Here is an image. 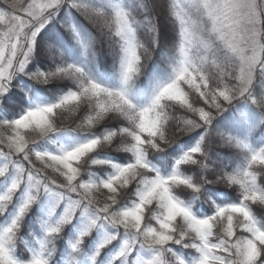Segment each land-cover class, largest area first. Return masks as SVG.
Here are the masks:
<instances>
[{
	"label": "snow or ice",
	"instance_id": "1",
	"mask_svg": "<svg viewBox=\"0 0 264 264\" xmlns=\"http://www.w3.org/2000/svg\"><path fill=\"white\" fill-rule=\"evenodd\" d=\"M63 3L64 0H0V105L13 107L17 103L10 94V86L19 73L42 83L61 75L72 76L79 82L75 90H69L55 102L36 103L17 118L0 119V157L4 161L0 176L10 167L16 169L15 179L0 194V215L6 211L22 181L30 185L16 217L0 229V264H48L41 255L21 261L13 253L22 218L45 192H55L57 196L50 213H55L57 205L67 197V206L57 224L48 229L49 235L60 233L78 210L88 214L74 248L80 246L93 229L111 225L117 229L122 227L127 233L116 258L127 256L137 247L149 250L150 255L139 259L137 264H264V226L250 209V204H264V186L258 182L264 175V147L250 150L243 140H235L239 148L249 149L247 166L219 174L211 181L206 177L195 181L181 172V166L188 163L203 166L207 153L202 142L176 159L174 170L167 175L161 174L148 158L150 151L163 152L179 135L210 126L214 116L224 111L225 105L237 96L264 110V95L257 96L253 92L258 71L264 72V0H190V5H184L198 10L203 17L204 35L211 54L239 58L237 88L224 83L223 76L213 80L204 71L206 61L198 65L190 62L186 47L189 29L185 25H191L195 39L196 21L189 20L187 13L177 19L174 12L179 21L180 39L184 41L179 46L181 59L174 69V79L159 87L151 101L143 106L130 98L128 85L141 71L142 59L150 57L151 50L138 40L133 20L119 4L106 11L93 7L89 0H72V6L86 15L102 34L117 38L121 50L120 88L102 85L75 64L57 66L50 71H25L33 59L37 37ZM156 43L154 39V46ZM173 87L180 88L179 96L170 94ZM82 106L87 110L79 115L80 123L75 128L57 124L64 113H79ZM170 106L187 110L193 118L180 122L170 113ZM109 114H119L131 123L105 129L100 135L92 134L74 146L60 144L57 151L36 148L39 141L53 135L73 131L92 133ZM146 116L150 123L145 122ZM173 126L175 131L169 134ZM116 138L121 141L119 147L132 153L130 162L121 164L90 157L97 148L112 145ZM233 139L228 137L229 141ZM89 162L110 164L114 171L106 178L85 179L83 173ZM208 183L238 185L242 194L240 201L223 204L213 201L211 214L200 216L173 191L176 186L185 185L200 193ZM132 184L136 185L134 198L129 206H121ZM100 193L104 194L102 199L98 198ZM118 234L107 236L98 246L96 255L117 239ZM175 245L192 249L196 255L187 260L175 251Z\"/></svg>",
	"mask_w": 264,
	"mask_h": 264
},
{
	"label": "trees",
	"instance_id": "2",
	"mask_svg": "<svg viewBox=\"0 0 264 264\" xmlns=\"http://www.w3.org/2000/svg\"><path fill=\"white\" fill-rule=\"evenodd\" d=\"M111 4H122L128 9L135 26L142 35V43L151 50L150 57L144 58L146 70L138 78V83L145 90H149L156 82H161L168 75L167 68L173 64L179 48V39L174 24L170 18H161L155 0H109ZM93 7H102L106 11L105 0H89ZM69 26L74 28L71 30ZM154 39L157 41L154 46ZM117 38L101 33L97 26L88 19L80 10L72 6V0H64L57 15L49 22L37 37V46L33 59L26 68L27 73L37 70L50 71L57 66L75 64L80 67L96 66L100 71L106 72L111 66H115L120 58V46ZM87 45V48L85 47ZM164 57V59H162ZM164 62V64H163ZM261 76L255 78L253 85L255 95L259 93L262 85ZM73 77L67 75L56 76L46 83L33 80L25 73L15 75L11 81L10 94L17 100L13 107L0 105V119L17 118L28 107L36 103H50L62 96L72 84ZM68 114V113H67ZM171 114L180 122L191 119L192 114L187 110L173 106ZM65 120L60 116L57 124L63 127L75 128L78 123L79 113H72ZM187 116V117H185ZM246 127L252 129V144L259 146L264 140V110L251 104L244 97L234 99L225 105V110L216 114L212 124L208 127L195 128L178 136L175 143L163 152L150 151L151 164L159 169L161 174H170L175 167V160L197 143L202 142L206 150L203 158V166L200 163H188L181 166L184 175L191 176L195 181L207 178L209 181L215 173L219 156L225 154L226 149L218 142L228 134L242 132ZM100 127L92 130V133L73 131L71 134L53 135L50 139L38 142L37 150L57 151L60 144L76 145L79 141L90 137L100 131ZM175 131L174 126L169 129V134ZM203 138V140H202ZM53 141H56L55 143ZM91 158L110 160L114 163H127L131 161L126 151L114 146H102L90 154ZM4 163L0 157V166ZM215 167V168H214ZM224 167V166H223ZM84 178L98 176L106 178L114 169L110 164L85 165ZM16 177L15 167L0 176V194L4 193L13 179ZM258 182L264 186V175ZM30 185L26 180L22 181L19 190L8 203L6 211L0 215V229L11 223L16 217L19 206L26 198ZM136 185L129 186L121 206H129L134 198ZM174 194L193 211L200 216L211 214L213 201L218 204L239 202L241 190L238 185L219 186L213 183L204 184L200 193L194 192L185 185L176 186ZM104 194H98L103 198ZM55 192H45L31 206L29 212L22 218L13 244V253L21 261L32 258L36 248L43 250L44 258L48 264H137L138 260L150 255L148 249L135 248L127 256L117 257V253L123 246L127 233L121 227L119 229L108 225L105 228L97 227L84 239L83 243L74 248L73 245L79 238V233L87 223L88 214L78 210L75 218L62 226L60 233L49 235L48 229L57 224L67 206V197L57 205L55 213H50L51 207L56 204ZM253 215L259 224L264 226V205L261 203L250 204ZM119 233L117 239L99 250L98 246L109 235ZM40 242L43 245H40ZM175 251L190 260L195 251L174 246ZM95 257V259H93Z\"/></svg>",
	"mask_w": 264,
	"mask_h": 264
},
{
	"label": "rangeland",
	"instance_id": "3",
	"mask_svg": "<svg viewBox=\"0 0 264 264\" xmlns=\"http://www.w3.org/2000/svg\"><path fill=\"white\" fill-rule=\"evenodd\" d=\"M104 6H106V9L112 8L114 4H111L109 0H105ZM211 2V0H210ZM155 4L157 7V11L161 18L168 17L170 18V21L174 24L176 28V33L178 35L179 39V46L181 43H184L183 39H180L179 36V21L176 20L174 16V12L177 13V19H181L184 17L185 13H187V16L189 20H195L197 25V31L195 33V39L192 38L191 34V25H185L186 28L189 29V36H188V42L186 44V47L188 49V57L190 62L193 65H198V62L206 61L204 63V71L207 72L209 76L213 80L220 79L221 76H223L224 83H227L229 86L233 88H237L239 86V81L235 78L241 68V63L239 61L238 57H233L229 55L227 58L219 55H213L210 53L208 49V39L204 35L205 32V21L203 17L198 13V10L191 9V7H184L185 4L190 5V0H155ZM120 5V4H119ZM174 5L175 8L173 9L171 6ZM126 12H128V9L122 4L120 5ZM129 14V12H128ZM129 17L131 18V15L129 14ZM132 19V18H131ZM136 29V35L140 42H142V35L140 34L139 29L135 26ZM71 30L72 27L69 26ZM210 31V30H209ZM118 62L115 66H111L106 72L100 71L96 66L92 67H82L85 71V73L92 79H95L97 82L101 83L102 85L110 88H120L122 86V79H121V69H120V59H121V52L119 55ZM149 58V57H144ZM142 59V68L141 71L133 78L132 81H130L128 85V90L130 93V98L133 100L134 103L137 105L143 106L147 105L151 98L153 97L154 93L157 91L159 87H162L164 84L170 82L172 79H174L175 76V67H178V62L180 61L181 57L179 55V48L177 50V56L173 61V64L170 65L169 68H167L168 75H166V79L163 81L156 82L151 89L145 90V88L141 84L138 83V78L141 76V74L146 70V65H144V60ZM164 59V57H162ZM164 64V62H163ZM257 75L261 76L262 85L259 89V93L257 96L264 95V72L258 71ZM256 75V76H257ZM72 77V76H70ZM254 86L256 85V82L254 81ZM79 86V82L76 78L73 77L72 84L70 85L69 89L66 91V93L69 90H75ZM170 94L179 96L181 94V90L179 87H173L169 90ZM65 94V93H64ZM59 98V97H58ZM57 98V99H58ZM239 98V96H237ZM56 99V100H57ZM55 100V101H56ZM193 100L196 101L197 98L193 96ZM53 101V102H55ZM51 103V102H50ZM173 106L169 107L170 113L172 112ZM87 110L86 106H82L79 114H83L84 111ZM63 119L65 120L70 114L64 113ZM78 118V117H77ZM145 122L150 123L148 117H145ZM80 123V120L78 119V123ZM131 122L127 120V118L119 116V114H109L108 117L105 118L104 121H102L100 124H98L96 127H100V131L95 133V135H100L105 131V129H116L120 126H128ZM95 127V128H96ZM228 137L234 138L233 141H229ZM252 129L250 127H246L242 132L239 133H232L228 134L226 138L220 140L218 144L226 149L225 154H222L219 156L218 162L216 163L215 167L220 164V166H217L215 169V173L212 177V180H215L216 177L219 174L222 173H231L238 169H242L247 166L248 162V156L250 155V150H259L261 147H264V140L259 146H255L252 144ZM89 138V137H87ZM85 138V139H87ZM85 139L79 141L83 142ZM235 140H243L246 144H248L249 149H241L239 148ZM77 143V144H78ZM121 144V141L119 138L114 139V142L112 145L108 146H114L115 148L121 149L126 151V153L130 156L131 160L133 159V155L131 152L125 150L122 147H119ZM74 146V145H73ZM102 147V146H101ZM106 147V146H105ZM100 148V147H99ZM155 151V150H152ZM224 166V167H223ZM214 167V168H215ZM12 183V182H11ZM215 185L219 186H227L223 183H213ZM264 205V204H263ZM255 217V216H254ZM256 218V217H255ZM258 221V220H257ZM259 223V222H258ZM40 245H43L42 242H40ZM43 255V250L36 248V251L32 255Z\"/></svg>",
	"mask_w": 264,
	"mask_h": 264
}]
</instances>
